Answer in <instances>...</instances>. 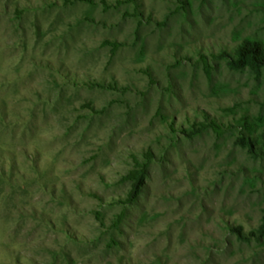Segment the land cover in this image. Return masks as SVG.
Here are the masks:
<instances>
[{"label": "rangeland", "instance_id": "obj_1", "mask_svg": "<svg viewBox=\"0 0 264 264\" xmlns=\"http://www.w3.org/2000/svg\"><path fill=\"white\" fill-rule=\"evenodd\" d=\"M247 38L264 0H0V264H264Z\"/></svg>", "mask_w": 264, "mask_h": 264}, {"label": "trees", "instance_id": "obj_2", "mask_svg": "<svg viewBox=\"0 0 264 264\" xmlns=\"http://www.w3.org/2000/svg\"><path fill=\"white\" fill-rule=\"evenodd\" d=\"M228 65L234 70H243L249 68L250 70L260 73L264 70V43L261 41L245 39L238 47L234 56L225 55ZM205 71L210 75L208 65H205ZM233 112V108H229ZM244 130V135L238 139L241 147L247 148L249 153L255 157H264V123L261 119H253L249 115L241 116L239 123ZM203 129H212L218 136L224 134L222 126L214 121L203 123L200 131ZM146 178V167L142 166L140 169L132 170L126 177L131 182V189L127 197L126 203L131 205L139 198L143 184ZM238 236L241 237L238 230ZM252 236L264 237V215L260 226L256 232L251 233Z\"/></svg>", "mask_w": 264, "mask_h": 264}]
</instances>
